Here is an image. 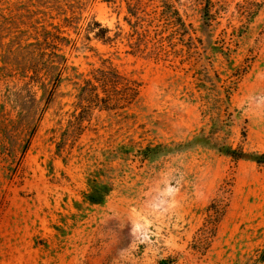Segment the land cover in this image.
Segmentation results:
<instances>
[{
    "label": "rangeland",
    "instance_id": "1",
    "mask_svg": "<svg viewBox=\"0 0 264 264\" xmlns=\"http://www.w3.org/2000/svg\"><path fill=\"white\" fill-rule=\"evenodd\" d=\"M0 6V264H264V165L218 149L264 153V0ZM41 24L76 69L30 133L5 62Z\"/></svg>",
    "mask_w": 264,
    "mask_h": 264
},
{
    "label": "trees",
    "instance_id": "2",
    "mask_svg": "<svg viewBox=\"0 0 264 264\" xmlns=\"http://www.w3.org/2000/svg\"><path fill=\"white\" fill-rule=\"evenodd\" d=\"M163 1L166 7L171 6V0ZM21 5L24 6L23 3H21ZM20 10L21 9L12 10L0 6V16L2 18L0 19V26L6 19H10V15L15 14L14 11ZM7 11L11 12L6 14ZM8 23L9 22L5 23L1 29H5ZM95 23L101 25L97 21H95ZM49 25L52 27V30H48L45 25L41 24L42 29L40 37L37 34L34 36H29V34H27L28 36L26 38H24V36H16V46L15 48H10L15 50L9 49V52L12 54L18 52L19 54L15 56L13 62H5L7 65H10V68H6V71L10 72L8 75L17 76L18 80L24 81V85L19 88L20 91L13 93L7 92V94H4L6 98H11L15 104L22 106L24 103H27L23 101V96H25L23 94L25 93H30L28 95L35 101L37 95V91L34 88L35 85H38L43 91V106H38L36 103L37 106H34L35 111H32V114L28 117L30 133L37 129L38 123L42 119L45 110L54 99L59 86L64 81L65 74L76 69L75 66L69 63L68 56L64 50V47L70 44L71 39L63 35L64 32L61 30L60 26L54 24ZM37 29L39 30V27H37ZM108 32V28L101 27V32H97L95 35L99 39L106 41L111 39L110 36L107 35ZM120 84H123L122 86L127 88L126 83L118 81L113 82V87L106 96L101 97L99 94L95 93L92 99H95L94 101L97 103L103 102L105 106L115 105L127 96L126 92H120L118 86ZM24 129L26 130V127ZM218 149L234 159H252L264 165V153L249 154L244 151V149L234 148L230 144H220ZM104 196V193H99L96 196H93V193L87 194L88 200L93 203L101 202Z\"/></svg>",
    "mask_w": 264,
    "mask_h": 264
}]
</instances>
